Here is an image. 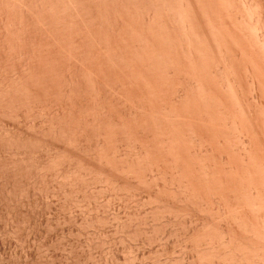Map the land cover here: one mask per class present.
I'll list each match as a JSON object with an SVG mask.
<instances>
[{
    "label": "rangeland",
    "instance_id": "374dc122",
    "mask_svg": "<svg viewBox=\"0 0 264 264\" xmlns=\"http://www.w3.org/2000/svg\"><path fill=\"white\" fill-rule=\"evenodd\" d=\"M190 1H192V3H193L194 10H195L194 12H196L195 17H197V18L194 17V23H195L194 24V27H195L194 32L198 35L199 44L195 45L196 42L194 44L192 43L194 46H196V47H193V49H195V48H198L196 50L200 49L199 52H196V54H195L196 57L198 56L197 58H199V60L196 58L197 61H195V62H197V63H195V62L193 63V64H195V66H197L199 63V65L197 67H195L194 65L189 66V64L186 63V61H187V59H185L186 57L184 56V54L181 51H180V53H182L183 56H181L179 53L176 54L174 52H172V54H169L172 58H175V59L180 58L181 62L178 61L177 64H175L176 67H178L177 68L178 70L173 68L174 71L171 72V74L167 73V76H166V74H164L162 71L163 68L160 69V67H158L156 65V69L158 71H155L156 70L155 69L153 72L154 74L152 73V76H150V78L148 77L150 80H148V81L145 80L146 82L143 81L142 79H140L139 77L135 76L133 72L129 73L130 77L129 76L126 77L129 79V82H128V80L126 78H124L123 76L120 75V73L118 72V69L109 68V69H107L108 70L107 71V70H104V68H103V71H102V70H100L99 67H97L99 69H97L95 67V69H97L98 77H101L102 79H104L106 81L105 82L103 80L101 82V84L104 83V85H101L100 83H98L97 84L99 86L98 87L99 89H98V88H96L97 86L95 83L90 84V82H88V86H90L91 90L90 89L85 90V88L84 89L82 88V90L79 91L80 89L78 88V93L74 94L73 97L68 96V95H67L68 96L67 97L66 95H64V94L62 95L61 92H57V91H55L54 93L51 94V92L54 91V89L58 86L57 84H59V88H60L61 80L63 82V76H62L64 74L63 71L65 69V66H64L65 64L63 65V61L65 62V60L60 59V60H62V62H59L60 60L59 61L57 60L59 58L56 57V61L59 62L60 66H59L58 62L55 61L54 68L56 71L54 70V68H53V70L56 72V77L54 76V74L52 76L58 80H55L56 81L55 84L56 83L57 84L55 85L53 83L54 85H52V86L50 85V84H52V81L49 82L50 83L49 85L52 87L51 88L48 85L51 88V89L49 88V90H50V92L48 91L49 94L47 93V94H44V96H41V98H40L41 100L39 99L40 102H37V105H36V103L32 104V105H28V107L26 106L27 108H25V106H24L23 108L25 111L23 110V108H20L17 111L18 113H16L17 117H16V114L5 115V117H4V115H0V118H1L0 119V126H1L0 127V134L4 130L5 131L3 133L7 134L6 136H5V134L4 135L2 134L0 136H4V137L8 136L9 138L11 136H13L11 138H14V136H16L15 139L17 137H19L20 139L21 138L23 139L25 136V138H26V139L24 138L25 142L26 141L29 142V143L26 142V143H28V144H26V146L28 147L31 144L30 147H32V148H30V149H32V152L34 150V152L32 153L33 156L31 154V159L33 157L34 158H33V160L29 159L30 161H28V163L30 162L29 169H31L32 165L34 166L35 161L40 160L43 156L44 157L41 159L42 160L41 162H45V163L47 162L46 164L44 163V165H46L45 168H48V166H49V168H48L49 170L47 169V172L45 171L46 170L45 168L38 170L37 168L35 169V166H34L33 170L32 169L29 170L31 172L30 173L28 172L29 174H27L26 177L24 176L22 179H20L21 178L20 177L19 178L20 180H17L16 182H12V181L6 182V180L0 179V191H1L0 192V264H211V262H212V264L213 263L216 264L217 262H218L217 264H220V263L221 264H242V263H238L237 260H234L230 257L224 258L221 255H220L221 256L220 258L216 259L217 255L215 256V254L217 253L218 249L220 250V248L222 246V239H220V237L218 236L220 234L219 231L223 230L224 228H228V227L230 229L229 231H231L230 234L233 235V236L232 235L231 236L233 238L236 237L233 240H235L236 242L242 241L241 245H242V248L244 246V251H246L245 253H246L247 257L253 258L252 257V255H253L252 247H254V244H255L254 248H256V246L259 244L262 256L264 257V239L263 238L257 239L256 236L252 235L253 229L256 230L258 228L257 223H254V222H257L256 220H258V219L255 220V217L253 214L254 212L251 210V208H250L251 206L248 203V201L252 198L250 195H253L252 193H254V192H252L253 186L256 187V185H257V188L260 190L262 189L261 193L264 194V189H263L264 188L263 187L264 186V177H263L264 176V78H263V76H264V73H263L264 72V66H263L264 65L263 64L264 59L261 58L262 59L261 60V59H259L260 56L252 55L255 52H254V50L252 51V49H250L248 42H247L248 40H245L247 38H246V36H244L245 24L240 23V25H237V24H239V19H238L239 15L238 14L243 16V18L245 17L244 20L247 19V16H246L247 14L245 12L244 6H242V4H241V6L239 5L241 0H190ZM234 1H235V3H234ZM237 1H238V3H237ZM249 1H251L252 3H250ZM248 2L250 4H253V6L256 5V13L257 14L261 13L263 24H264V16H263L264 15V3H263L264 0H248ZM197 4H199V5H197ZM227 4H230V5L228 6ZM258 4H259V6H258ZM234 6L236 8H234ZM241 7H242V10H241ZM237 8L240 9V11ZM230 9H232V10H230ZM257 9H259V10H257ZM9 12L10 11H8V13ZM126 12H129V11H126ZM136 12L137 13L129 12L130 14L128 13L129 14V15L127 14L128 16H124L126 18L125 21L128 20L129 25L131 27H133L134 32L136 31V29H139L140 27H142V24H144V23L146 24V21H145L146 19H144L145 15L142 16L141 14H143V13H141V11H136ZM241 12H242V14L244 12L245 16L242 15ZM256 13L255 12L253 13V17L251 16L252 19L254 18V14H256ZM125 14L126 13H124V15ZM236 15H237V18H236ZM13 16H15L14 13L11 15V18ZM9 17H10V15H9ZM225 17H227V18H225ZM129 18L131 21L129 20ZM160 18H163V17L160 16L158 19H160ZM249 18L250 17H248V19ZM13 19H14V17H13ZM16 19H18V17ZM16 19H14V20H16ZM17 21L18 20H16L15 22H17ZM141 21H143V22L141 23ZM127 24L128 23H125V25H127ZM211 26L214 28H212ZM209 29H210V31H209ZM169 33H170L171 37L174 34L173 31H170ZM227 33H229V34H227ZM131 37L133 38L134 36H131ZM112 38H114V37H112ZM112 38H110L109 43L113 44L115 46L118 45L119 42H121L123 44L129 43V42H132V44H133V42H134L132 40V38H130V37H123L124 40H122V38H117V37L114 38L115 40ZM125 38H127L128 40ZM204 39L206 41H203ZM156 40H158V39H156ZM123 41H125V42H123ZM159 41H160V39H159ZM194 41H197V40L195 39ZM158 43L159 42H157V44ZM165 43H166L164 45L165 48L168 46L171 47V44L168 45L167 42H165ZM172 43H174L175 46L174 45H172V46L175 49L176 41H174V42L172 41ZM218 43H219V45H217ZM129 44H131V43H129ZM155 45H156V43H155ZM158 45H161V44H158ZM99 46L101 47V45H99ZM110 46H112V45H110ZM245 46L249 47V49L246 47L248 49L247 50L245 48ZM97 47H98V45H97ZM173 47L166 49L167 55H168V53H170V51L174 50ZM241 47H242V49H240ZM226 49L229 51H227ZM2 50L3 49H2L1 44H0V51L2 53L1 58L3 60L4 57H6L7 55L3 56ZM244 50H246V53L244 52ZM201 51H202V53H201ZM5 52H6V54H7V52L9 53L8 50ZM198 53H199V55H198ZM200 53H201V55H200ZM222 54L225 55V57H224V55H223V57L225 58V60H227V61H225L227 63L226 67L229 70L226 69L227 71H224V72H226V76H227V73L229 72L227 79L229 78L230 80H232L231 82L233 83V86H234L233 87V91H234L233 94L238 93L237 95H234V96H236V98H234V99H238L237 97H239L237 102H235L236 100L231 99L234 97V96L233 97L231 96L232 92L229 93V90H226L225 86H224L226 84L228 85V82L226 83V79L222 78V77H224V76H222L223 73L221 71L218 72L216 70V64L214 65L215 60H220L222 58ZM174 55H176V56L174 57ZM202 55H205V56H202ZM218 56H220L221 58H219ZM249 56L252 57V61H254L253 60L254 56L257 57L256 59L258 61V64L260 63V65H261V66L260 65L257 66V63H254V64H256V67L258 68L257 69L255 67V69H257V70H255L256 74H254L255 75L254 77H251V75L249 76L250 72L248 71V67H245L248 65V64L246 65V63H248L247 61H249ZM205 57H207V59ZM226 58H228V59H226ZM183 59H185L186 61ZM204 59H205V61H204ZM256 59H255V62H257ZM4 60L6 61V64H4V61L3 62L1 61L4 65L1 63L3 66L2 65L0 66V76L1 77H2V75L5 77L6 74L7 75L11 74L13 72V70L15 69V66H18L16 64H13V62L14 63L17 62V64H18V58L14 54L12 56H10V54H9L8 57H6V59H4ZM89 61L87 60L85 64L90 67L91 62L89 63ZM220 61H222V59ZM48 62L51 63L50 60H48ZM225 62H223V63H225ZM53 63H52V65H53ZM87 63H89V64H87ZM220 64H222V62H220ZM10 65H11V67H9ZM12 65H13V67H12ZM185 65L187 67H185ZM199 66H200V68H198ZM243 67H244V69H243ZM92 68H94V67H92ZM182 68H184V69H182ZM186 68L188 69L189 73H190V71L193 73V74L190 73L191 74V80L194 79L193 81H195V83H197L198 85H199V83H201L202 88H204V89L206 88L205 91L207 94H209V97H212V95L215 94V96L213 95V98H210L211 101H210V99L207 101V104H209L211 102L214 105L212 106L211 103H210V105L205 104V106L207 105V107L212 106V107H210V108H212V110L209 108L210 110L208 111L209 115L212 116V117H209V119L207 118L208 116L205 117V119H204V116L203 117L199 116L201 113V109H203L204 104L202 106V104L197 102L195 105L194 98H192L191 96H190V101H189L191 108L189 106H188L189 108L187 107V109H186V107H184L185 110L182 107V105H180V103L176 99V93H178V92L174 93L173 90L175 91V87H177V86H178V89L182 88V87H180L181 83H182V85H184L183 84L184 82H182V79L185 78L184 80H187L186 77L188 76L187 75L188 72H186V73L184 72V71H187ZM8 69H9V71H7ZM111 69H112V71H111ZM173 69H170V71H172ZM197 69H198V71H196ZM170 71H169V73H170ZM107 72H109V73H107ZM157 72L159 74H162V73L163 74L159 75ZM52 73H54V72H52ZM58 73H59V75H58ZM99 73H100V76H99ZM110 73H111V75L113 74L114 76L113 75L111 76ZM183 73H184V75H183ZM105 74H106V76H105ZM173 74H176V75H173ZM131 75L134 77H137V78L131 77ZM220 75H221V77H220ZM255 77L258 78L260 84H259V82H257V80H255ZM117 78L119 79V81H116ZM138 78H139V80H138ZM170 78H172V79H170ZM177 78L178 79L181 78L180 81ZM234 78H236V80ZM252 78L254 79V81H252L253 80ZM188 79H190V75L188 76ZM122 80H123V82H122ZM221 80H222V83H221ZM224 80H225V82H224ZM134 81H136L137 84ZM177 81H178V83H177ZM117 82H119V83L117 84ZM171 82H173V83H171ZM252 82L253 83L255 82V83L253 84ZM247 83H248V85H247ZM249 83H252L251 84L252 87L250 86ZM134 84H135V86H134ZM147 85H149V86H147ZM91 86H92V88H91ZM94 86H96V87H94ZM106 86H108V88ZM229 86H230V83H229ZM153 87H154V89H153ZM228 87H226V88H228ZM92 89H95L96 91L94 90L92 92ZM118 89L121 90V93H123V95L120 94L121 95L120 96L118 94L119 93L118 91H120ZM83 90H85V92ZM221 91H223V92H221ZM227 91H228V93H227ZM190 92H193V91L191 90ZM55 93L57 96L55 95ZM125 93H126V95H125ZM152 93H154V94H152ZM84 94H86V95H84ZM87 94H89V95H87ZM227 94H228V96H227ZM122 96H124L125 99ZM170 96H172V97H170ZM71 97H72V100L70 99ZM141 97H143V98H141ZM127 98L129 101L127 100ZM218 98H219V100H218ZM54 99L56 100V102L54 101ZM117 99H119V100H117ZM120 99H123V100H120ZM130 99L132 101H134V103L131 102ZM89 100H90V102H89ZM125 100L128 103H126ZM136 100H137V102H136ZM179 101H181V100L179 99ZM214 101H215V103H214ZM130 103H131V105L134 106V107H132L130 105L131 112L129 110V104ZM136 103H138V105L143 104L144 107L147 108V109L145 108V110H147V111H149V110L155 111V112H153V113H155V116L154 115H152V116L155 118V121L158 120L156 123H154L155 125L160 122V124H158V125H161V127L155 126L157 128L159 127V129L155 128L153 126V124L151 125L153 127L143 126L145 129L147 128L146 130L142 127V125H140V123H139V125H140L139 128L135 127V126H139V125H137L138 123L135 124L137 118L135 116H133L134 114H132V111L137 109V107H135ZM79 104H80V106H79ZM64 105H65V107H64ZM69 105H70V108H69ZM148 105H150V106H148ZM38 106L40 107L39 109H38ZM98 106H99V108H98ZM163 106L168 108L167 111L172 110V112H174V114L176 113V117L178 116V119H176L174 121V123H172L171 121H168V119L166 121L164 117H161L159 114H157V112L160 111ZM214 106H216L217 109ZM228 106H229V108H228ZM73 107H74V109H72ZM79 107H81V109ZM123 107L125 109H123ZM219 107L221 108V111H220ZM76 108H78V109L76 110ZM112 108H114V109H112ZM133 108H135V109H133ZM170 108H172V109H170ZM176 108H177V110H176ZM84 109H86V110H84ZM228 109H230V110H228ZM71 110L73 111V113H71ZM186 111H188V112H186ZM243 111H244V113H243ZM189 112H190V115H189ZM36 113H38V114H36ZM68 113H69L68 116H71V117H67ZM65 114H66L67 118L65 117ZM130 114H131V116H130ZM147 114L150 115L149 118L147 117L148 115L146 116V118L149 119L148 121L150 122V120H151L150 117L152 118V116L149 113H147ZM12 115H15V116H12ZM25 115H26V117H25ZM35 115H36V117H35ZM62 115H63V117H62ZM75 115H76V117H75ZM156 115L157 116L159 115V116L157 117ZM201 115H203V114H201ZM38 116H40V117H38ZM42 116H43V118H42ZM182 116H184V117H182ZM159 117L164 118L163 122H165V121L170 122L169 123L170 125L168 123H165V124L162 123L163 124L162 125L161 121H159L160 120ZM95 118H97V119H95ZM132 118H134L135 120L134 119L132 120ZM154 118L152 120H154ZM185 118L188 121L191 119L189 121L190 124L187 123L188 121ZM206 118L208 119L207 122H205ZM58 119L60 120V122H63V119H64V122H66V123H60L59 122L60 124H58V122H57ZM61 119H62V121H61ZM66 119H68L69 122L66 121ZM92 119L97 120L96 122L100 121L98 123H101L102 126H104L106 123V126H104V128H103L104 132L100 136V138L104 139V140L101 139V140H103L101 143L104 142V144L102 145V147H100L101 146L100 145L99 146L100 148L97 147L95 145L96 142L93 141V140H95V137L98 138V133H95L96 132L94 130L95 126L91 125V124L96 123V122L94 123L92 121ZM182 119H184V120L182 121ZM47 120H49V121H47ZM80 120H81V122H80ZM213 120H214V122H213ZM240 120H243V121H240ZM70 121L72 122V124H70L71 123ZM113 121L116 122V124H114L115 126L117 125L116 127L113 126V123H112ZM118 121H119V123H117ZM184 121L189 125L187 126L186 123L183 124ZM41 122H43V123H41ZM49 122L50 123L53 122V123H51V125L55 123V127H56V125L61 126V124L62 125L66 124L65 129H68L67 124H70L69 125V131H71V133L68 130H65L66 131L65 135L67 136V138H66V136L64 137V135H62L61 137L58 135V137L60 139L62 137H64L66 140L62 138L59 141L58 137H57L58 138V140H57V138H55L57 136V134H55L56 136L51 137L53 135V133L50 132L51 133L50 134L49 130L50 129L53 130V127L49 124ZM83 122L86 124H84ZM132 122H133V124H132ZM138 122H139V120H138ZM109 123L110 124L112 123L110 125L111 127L109 126ZM232 123H235V124L237 123V124L233 125ZM80 124L83 125V127ZM120 124L124 127L125 130H122V128H121L122 126ZM124 124H126V125H124ZM166 124H167V128L165 127ZM251 124H252V126H251ZM45 125H47V126H45ZM72 125H73V127H72ZM96 125H100V124L96 123ZM118 125H120V126H118ZM80 126L83 129H81ZM250 126L253 128H251ZM49 127H50V129H49ZM85 127H87V129ZM163 128H165V129H163ZM190 128H192V130L197 132L196 134L199 133L200 140L198 142L190 140V138L187 136L188 135L187 131L188 130L190 131ZM129 129H130L131 133L129 132ZM134 129H136V130H134ZM137 129H139V130H137ZM148 129H150V130H148ZM239 129L241 130V133L245 137V141H247L246 145H248L247 150L249 149V151H248L249 154L246 153L245 156L248 154L251 157V158L249 157V160H248V156L245 157L246 159L243 158L244 159L243 160L241 158V155L239 154L240 144H239V142H237L238 140L236 139V136H237L236 133H238L240 131ZM81 130H82V132H81ZM92 130H94V131L92 132ZM126 130H127V132H126ZM168 130H169V132H168ZM83 131L84 132L88 131V133L85 132V133H87V135L84 133L83 135H85V136L81 135L80 137H78L79 133L81 134V133H83ZM122 131H123V133H122ZM147 131L148 132L150 131L149 132L150 134L147 133ZM235 131H237V132H235ZM76 132L78 134H76ZM119 132L121 134H119ZM166 132L170 136L169 138L171 140H169V142H167V144L165 143L166 144L165 145L160 139H162L163 136H168ZM72 133H75L76 135L72 134ZM124 133L125 134L127 133V134L125 135ZM94 134H96V135H94ZM145 134L146 135L148 134V135L146 136ZM161 134H162V136H161ZM256 134H257V136H256ZM72 135L75 136V137L73 136L75 139L72 138ZM143 136L144 137L146 136L145 137L146 140ZM29 137L32 140L29 139ZM69 137H71V138H69ZM251 137L252 138L254 137V138L252 139ZM76 138H79V139L77 140ZM82 138H84V140H82ZM117 138H119V139H117ZM124 138H126V139H124ZM127 138H128V141H127ZM134 138L139 140L138 143H141V141H143V143L146 141L147 143L145 142L144 145L142 146L143 143L137 144V140ZM138 138H140V139H138ZM70 139L72 140V142H70ZM186 139L188 140V142ZM129 140H131V142ZM157 140H159L160 142ZM73 141H75V142L77 141V142L73 143ZM96 141H97V139H96ZM35 142H37L38 144L40 143V145L36 144ZM46 142L47 143L50 142V143L47 144ZM54 143H55L56 147H54L55 146ZM130 143H132V144L134 143V144L131 146ZM135 143H136V146H135ZM34 144H35V146H37V149H36V147H35V149L39 150V151H35V149L33 148ZM89 144H90V146H89ZM51 145H53V146H51ZM72 145L75 147H73ZM87 145H88V147H86ZM138 145H140L139 147L141 148V150L138 147ZM155 145H157V146L160 145V146L155 147ZM43 146H44V148H43ZM143 147H145L146 149ZM162 147H164L165 149ZM123 148H124V150H123ZM166 148L168 151L166 150ZM48 149H50V150H48ZM134 150H136V151H134ZM142 150H144L146 152L143 151L144 152V154H143ZM5 151H4V149H3V151H1V149H0V160L4 161L5 157L7 160H10V159H14V158L19 157V156L20 157L23 156L21 153H20L21 155L16 154L17 156L13 152L11 154V150L10 151L7 150L6 152ZM85 151H87V152H85ZM139 151L141 154L137 153ZM55 153H58V154L60 153V155H58V154L56 155ZM211 153H212V155H211ZM4 154H5V157H3ZM13 154L15 156L10 158L11 156H13ZM34 154H37V155H34ZM98 154H99V157L101 156L100 158H98ZM49 155H51V156H49ZM259 155H260V157H259ZM38 156H39V158H38ZM56 156H58L59 159L56 158ZM7 157H9V158H7ZM48 157H50V158H48ZM19 158H17V159H19ZM47 158L50 160L49 161L46 160ZM54 159H57V160H54ZM111 159H112V161H110ZM51 160H53V161H51ZM61 160H62V162H61ZM71 160H72V162H71ZM75 160H77V161H75ZM154 160H156V161H154ZM245 160H247V161H245ZM78 161H80V162L78 163ZM231 162H232V164H231ZM259 162H261V163H259ZM52 163H54V164H52ZM153 164H154V166H153ZM72 165H74V166H72ZM131 165L133 167H131ZM66 166L69 168H67ZM70 167H71V169H70ZM126 167L128 168V170ZM56 168H58V169H56ZM85 168H88L87 169L88 171L85 170ZM183 168H185V169L182 170ZM218 168H219V171H218ZM62 169L65 172H63ZM67 169H69L70 171ZM122 169H123V171H122ZM36 170L38 172L39 171L40 172L37 173ZM55 170H57L58 172ZM76 170H78V171L76 172ZM175 170H176V172H175ZM34 171H35V174H34ZM86 171H87V174H89L91 176L84 173ZM90 171L93 172L94 175ZM162 171H163V173H162ZM66 172H68V173L65 174ZM70 172H72V173L70 174ZM88 172H90L91 174ZM188 172L189 173L191 172V173L189 174ZM36 173H37V175H36ZM81 173H83V174H81ZM96 173H97V175H96ZM102 173H103V176H105L104 178L102 177ZM176 173H177V175H175ZM38 174H40V175H38ZM41 175H43V176H41ZM79 175H80V177H78ZM83 175H84V177H83ZM190 175H193V176L190 177ZM86 176H87V178H86ZM98 176H99V179H98ZM109 176H110V178H108ZM165 176H166V179H165ZM172 176H173V178H172ZM195 176H196V178H195ZM204 176L205 177L208 176V177L206 179H204L205 178ZM216 176L218 179L216 178ZM66 177H68V178H66ZM95 177H97V179ZM178 178H181V181L184 182V183L180 182L181 186H179V184L176 183ZM183 179H185V181ZM186 179H188V180H186ZM82 180H83V182H82ZM84 180H86V181H84ZM4 181L6 182V185H5ZM179 181H180V179H179ZM84 183L86 186L84 185ZM191 183H192V185H189ZM73 184H74V186H73ZM177 184L179 187L177 186ZM183 184H185V185L187 184L186 186L184 185L185 189L182 186ZM252 184H253V186H252ZM194 185H195V187H193ZM249 185H250V187H249ZM20 186H23V187H20ZM3 187H5V188H3ZM174 187L177 189L175 190ZM186 187H188L189 189H187ZM58 188H60V189H58ZM181 188L183 189V191ZM232 188H234V189H232ZM249 188L251 191H249ZM179 189H180V192L179 193L176 192V191H179ZM7 190H8V192H7ZM184 190H186L188 192H189V190H191V191L193 190L195 192V194L191 195V192H189L190 195L189 194L187 195V192H185ZM250 192H252V193H250ZM180 193H182V194H180ZM188 196H190L189 198H191V196H192V199L191 200L189 199L190 201L188 200ZM184 197L187 198V200L184 199ZM211 197H213V198H211ZM246 198L248 200H245ZM10 204H12V205H10ZM220 205L222 206V208L223 207L224 208L223 209L220 208L221 207ZM202 211H204V212H202ZM240 212H242V213H240ZM238 213H239V215L241 214V217L244 218L242 221V223L244 222L243 223L244 226H242L243 228L240 227L242 225V223L240 225L238 220L233 219V218L239 216ZM232 219L235 221H233ZM225 220H226V222H225ZM245 226H246V228H245ZM262 228H264V227H262ZM224 230H227V229H224ZM250 230H251V232H250ZM204 234L206 235V237L208 234H212L214 236L213 237L212 235H208L209 240L208 239L207 240H208V242L212 243L211 245L207 242L206 239H204V240H206V242L209 245L206 244V242L204 240L202 241L201 237H202V235L204 237ZM211 236H212V238H211ZM217 237H218V239H217ZM212 239L214 242L210 241ZM218 240H220V241H218ZM192 241L193 242L195 241V242L193 243ZM256 243H258V244L256 245ZM216 244H219V245L216 246ZM201 246L203 249L201 248ZM257 248H258V246H257ZM211 249L212 250L214 249L213 250L214 253H212V254H211V252H213V251ZM222 249L223 248H221V250ZM208 251L210 253H208ZM215 251H216V253H215ZM197 254H199V255H197ZM208 254H209V256L211 255L212 258L210 256V257H208L209 258L208 259L206 257V256H208ZM210 259H211V261H210ZM208 261H210V262L208 263ZM249 263L252 264L251 261H249V262L245 261L243 264H249Z\"/></svg>",
    "mask_w": 264,
    "mask_h": 264
},
{
    "label": "bare ground",
    "instance_id": "6f19581e",
    "mask_svg": "<svg viewBox=\"0 0 264 264\" xmlns=\"http://www.w3.org/2000/svg\"><path fill=\"white\" fill-rule=\"evenodd\" d=\"M227 2V1H226ZM242 2V3H241ZM250 3H252L251 1H249ZM248 2V0H241L240 1V6L242 4V6H244L245 8V12H246V16H247V19L244 20L243 16H241L240 14L238 19H239V24L237 25H240V23L242 24H245V34L244 36H246L247 39L245 40H248V45L250 47V49H252V51L254 50V54L252 55H255V56H260L259 59L263 58L264 59V24H263V20H262V16H261V13L260 14H257L256 13V5L253 6V4H250ZM215 3V2H214ZM213 3V4H214ZM232 3V2H231ZM230 3V4H231ZM235 3V1H234ZM238 3V1H237ZM244 3V4H243ZM264 3V2H263ZM212 4V3H211ZM230 4H227L228 6ZM199 5V4H197ZM222 5V4H221ZM238 5V4H237ZM238 5V6H239ZM237 6V7H238ZM259 6V4H258ZM215 7V6H214ZM206 8V7H205ZM213 8V7H212ZM226 8V7H225ZM234 8H236L234 6ZM202 9V8H201ZM200 9V10H201ZM217 9V8H216ZM227 9V8H226ZM238 9V8H237ZM232 10V9H230ZM235 10V9H234ZM240 11V9H238ZM241 10H242V7H241ZM259 10V9H257ZM8 11H10L8 13ZM13 11V12H12ZM126 11H129V12H135L137 13L136 11H141V14L142 16H144V19H146V24H142V27H140L139 29H136V31L134 32L133 31V27H131L129 25V21H125V17L124 16H128L130 13L129 12H126ZM194 6H193V3L192 1L190 0H0V44H1V47H2V52H3V56H6L8 57V55L10 54V56H12L13 54L15 56H17L18 58V64L17 62L14 63L13 61V64H16L18 66H15V69L13 70V72L11 74H4L5 77L2 75V77L0 78V115H11V114H16L18 113L17 111L20 109V108H23L25 106V108L28 107V105H32V104H35L37 105V102H40V98L41 96H44V94H47L48 91L50 92L49 88L55 84V80H58V79H55L56 77V70L54 68V64H55V61H56V57L59 58L57 59L58 61L60 59L62 60H65V62L63 61V65L65 66V69L63 71V82L61 80V86L59 88V84H57L58 88L55 90L54 88V91L51 92L54 93L55 91L57 92H61L62 95H68V96H72L76 93H78V88L80 89L79 91L82 90V88L85 90L86 89H90V86H88V82L91 83H95L96 88H98L99 86L97 85L98 83L101 84V82L104 80L102 79L101 77H98V74H97V69L100 68V70L103 71V68L104 70H107L109 68H114V69H118V72L120 73L121 76H123L124 78H126L127 76L130 77V72H133L135 76L139 77L140 79H142L143 81H148L150 80V76H152V73L154 72V70L156 69V65L158 67L163 68L162 71L164 74H166L167 76V73L168 74H171V72L174 71L173 68H175L176 70H178L176 67L175 64H177L178 61H180V58H172L169 54H172V52L176 53V54H180L181 56L182 53L184 54V57L185 59H187L186 63L190 65H194L193 64L195 61H197V59L199 60V58L196 57V52H199V50H196L198 48H195L193 49V47H196L194 46L193 44L195 43L196 44H199V38H198V35L194 32V17H195V13L194 12ZM229 11V10H228ZM244 11V10H243ZM12 12V13H11ZM205 12V11H204ZM230 12V11H229ZM256 13L254 14V18L252 19L251 16L253 17V13ZM15 14L14 19H16L18 17V20L17 22H15L16 20L13 19V17L11 18V15L12 14ZM124 13H126L124 15ZM129 13V14H128ZM207 13V12H206ZM219 13V12H218ZM240 13V12H239ZM128 14V15H127ZM212 14V13H211ZM227 14V13H226ZM232 14V13H231ZM242 14V12H241ZM10 15V17H9ZM18 15V16H17ZM244 15V12L243 14ZM163 17V18H160L158 19L159 17ZM245 16V15H244ZM264 16V15H263ZM248 17H250L248 19ZM197 18V17H195ZM203 18V17H202ZM214 18V17H213ZM227 18V17H225ZM236 18H237V15H236ZM12 21H11V20ZM143 19V18H142ZM141 19V20H142ZM130 20V18H129ZM199 20V19H198ZM211 20V19H210ZM237 20V19H236ZM131 21V20H130ZM144 21V22H145ZM143 21H141L142 23ZM207 22V21H206ZM210 22V21H209ZM215 22V21H214ZM245 22V23H244ZM125 23H128L127 25H125ZM133 23V22H132ZM202 23V22H201ZM212 23V22H211ZM210 23V24H211ZM208 24V23H207ZM213 24V23H212ZM132 25V24H131ZM144 25V26H143ZM205 25V24H204ZM19 26V27H18ZM129 26V27H128ZM199 26V25H198ZM207 26V25H206ZM209 26V25H208ZM235 26V25H234ZM233 26V27H234ZM212 27V26H211ZM214 28V27H212ZM211 28V29H212ZM239 28V27H238ZM240 29V28H239ZM206 30V29H205ZM243 30V29H242ZM22 31V32H21ZM170 31H173L174 34L172 35V37L170 36ZM210 31V29H209ZM243 32V31H242ZM212 33V32H211ZM172 34V33H171ZM214 34V33H213ZM229 34V33H227ZM111 35V36H110ZM236 35V34H235ZM131 36H134L133 38ZM205 36V35H204ZM112 37H117V38H122L123 37H130L132 38V40L134 41L133 44L132 42H129V43H126V44H123L121 42H119L118 45H113V44H110V38ZM157 37V38H156ZM222 37V36H221ZM112 38V39H114ZM127 39V38H125ZM158 39V40H156ZM160 39V41H159ZM197 40V41H194V40ZM115 40V39H114ZM117 40V39H116ZM128 40V39H127ZM155 40V41H154ZM208 40V39H207ZM236 40V39H235ZM120 41V40H119ZM126 41V40H125ZM123 41V42H125ZM131 41V40H130ZM169 44H171V47H173L172 45H174V43H172V41H176V47L174 50L170 51V53H168V55L166 54V49H169L171 48L170 46L166 47L165 48V42ZM202 41V40H201ZM203 41H206L205 39ZM113 42V41H112ZM157 42H159L158 44H161V45H158ZM214 42V41H213ZM233 42V41H232ZM156 43V45H155ZM193 43V44H192ZM115 44V43H114ZM208 44V43H207ZM98 45V47H97ZM101 45V47L99 46ZM112 45V46H110ZM219 45V43L217 44ZM227 45V44H226ZM115 46V47H114ZM175 46V45H174ZM242 46V45H241ZM216 47V46H215ZM219 47V46H218ZM225 47V46H224ZM247 46H245L246 48ZM249 47H247L249 49ZM7 48V49H6ZM211 48V47H210ZM246 48V49H247ZM242 49V47L240 48ZM244 49V48H243ZM247 49V50H248ZM9 51V53L5 51ZM195 50V51H194ZM211 50V49H210ZM227 50V49H226ZM180 51L182 53H180ZM225 51V50H224ZM229 51V50H227ZM237 51V50H236ZM5 52V53H4ZM244 52L246 53V50H244ZM1 53V51H0ZM12 53V54H11ZM202 53V51H201ZM200 53V55H201ZM209 53V52H208ZM223 53V52H222ZM257 53V54H256ZM218 54V53H217ZM225 54V53H224ZM222 54V58L220 56H218L219 58L222 59V61L220 60H215L214 62V65L216 64V70L218 72H222L224 77V79H226V83L228 82V85H224L225 86V89L226 90H229V93H231L230 95L233 97L234 95H237V94H233L234 91H233V83L231 82L232 80H230L229 78L227 79V76H228V73H227V76H226V72L224 71H227L229 69H227L226 67V62L227 60H225V55ZM236 54V53H235ZM244 54V53H243ZM199 55V53H198ZM224 55V57H223ZM230 55V54H229ZM251 55V54H250ZM2 56V53L0 54V66L3 64L2 62L4 61V64H6V61L4 59H6V57H4V59L2 60L1 58ZM176 55H174L175 57ZM202 56H205V55H202ZM214 56V55H213ZM253 58L254 61H252V57L249 56V61H247L248 63H246L247 66L245 67H248V71L250 72L249 73V76L251 75V77H254L256 74L255 70H257L258 68L256 67V64L254 63H257V66L260 65V63L258 64V61H257V57ZM236 57V56H235ZM197 58V59H196ZM207 59V57H205ZM212 58V57H211ZM179 59V60H178ZM196 59V60H195ZM228 59V58H226ZM230 59V58H229ZM255 59L257 62H255ZM16 60V59H15ZM48 60L51 61L48 62ZM62 60H60L59 62H62ZM89 61V63L91 62V65L90 67L87 66L85 63L86 61ZM262 60V59H261ZM2 61V62H1ZM10 61V60H9ZM41 61V62H40ZM56 61V62H58ZM205 61V59H204ZM54 62V63H53ZM58 62V64H59ZM181 62V61H180ZM179 62V63H180ZM199 62V61H198ZM220 62H222V64H220ZM225 62V63H223ZM261 62V61H260ZM2 63V64H1ZM50 63V64H49ZM53 63V65H52ZM87 63V64H89ZM178 63V64H179ZM197 63V62H195ZM203 63V62H202ZM205 63V62H204ZM3 64V65H4ZM11 64V63H10ZM62 64V63H61ZM264 64V63H263ZM2 65V66H3ZM197 65V64H196ZM199 65V63H198ZM197 65V66H198ZM60 66V64H59ZM155 66V67H154ZM179 66V65H178ZM182 66V65H181ZM195 66V67H197ZM203 66V65H202ZM261 66V65H260ZM264 66V65H263ZM11 67V65L9 66ZM8 67V68H9ZM13 67V65H12ZM58 67V66H57ZM63 67V66H62ZM94 67V68H92ZM95 67H99L97 69H95ZM183 67V66H182ZM185 67H187L185 65ZM193 67V66H192ZM255 67L257 69H255ZM2 68V67H1ZM4 68V67H3ZM54 68V70H53ZM92 68V69H91ZM102 68V69H101ZM200 68V66L198 67ZM230 68V67H229ZM254 68V69H253ZM94 69V70H93ZM111 69V71H112ZM170 69H173L172 71H170ZM184 69V68H182ZM187 69V68H186ZM194 69V68H193ZM227 69V70H226ZM244 69V67H243ZM2 70V69H1ZM12 70V69H11ZM170 73H169V71ZM181 70V69H180ZM231 70V69H230ZM3 71V70H2ZM9 71V69L7 70ZM59 71V70H58ZM101 71V72H102ZM108 71V70H107ZM114 71V70H113ZM155 71H158L157 69ZM198 71V69L196 70ZM203 71V70H202ZM6 72V71H5ZM54 72V73H52ZM178 72V71H177ZM185 73H187V75L189 76L190 75V79H188V76L186 77L187 80H184L182 79V82H184L182 85L181 83V86L182 88L178 89V86L175 87V91L173 90V92H178L176 93V99L177 101L180 103V105H182V107H187L189 106L190 107V104H189V101H190V96L192 98H194V102H195V105L196 103H200L204 104H207V101L210 99V98H213V95L215 96V94L212 95V97H209V94L206 93L205 89L202 88L201 86V83H199V85L197 83H195V81L191 80V74L192 73L190 71H184ZM194 72V71H193ZM217 72V73H218ZM8 73V72H7ZM109 73V72H107ZM113 73V72H112ZM118 73V74H119ZM158 73V72H157ZM156 73V74H157ZM162 73V74H163ZM216 73V74H217ZM260 73V72H259ZM264 73V72H263ZM54 74L55 77H53L52 75ZM154 74V73H153ZM159 74V73H158ZM157 74V75H158ZM162 74H159V75H162ZM180 74V73H179ZM178 74V75H179ZM182 74V73H181ZM193 74V73H192ZM59 75V73H58ZM109 75V74H108ZM111 75V73H110ZM113 75V74H112ZM111 75V76H112ZM173 75H176V74H173ZM184 75V73H183ZM186 75V74H185ZM215 75V74H214ZM99 76H100V73H99ZM106 76V74H105ZM114 76V75H113ZM154 76V75H153ZM210 76V75H209ZM233 76V75H232ZM257 76V75H256ZM53 77V78H52ZM61 77V76H60ZM120 77V76H119ZM118 77V78H119ZM131 77H134L131 75ZM137 77H134V78H137ZM149 77V78H148ZM165 77V76H164ZM163 77V78H164ZM173 77V76H172ZM180 77V76H179ZM194 77V76H193ZM217 77V76H216ZM221 77V75H220ZM102 80H101V79ZM108 78V77H107ZM116 79V81H119V79ZM138 78V80H139ZM176 78V77H175ZM174 78V79H175ZM207 78V77H206ZM264 78V76H263ZM54 79V80H53ZM121 79V78H120ZM129 82V79L126 78ZM132 79V78H131ZM172 79V78H170ZM178 79V78H177ZM181 79V78H180ZM180 79H178L180 81ZM233 79V78H232ZM236 80V78H234ZM253 79V78H252ZM110 80V79H109ZM124 80V79H123ZM122 80V82H123ZM137 80V81H138ZM206 80V79H205ZM255 80H257V82H259L258 78L255 77ZM262 80V79H261ZM52 81V84H50L49 82ZM105 81V80H104ZM145 81V82H146ZM214 81V80H213ZM220 81V80H219ZM254 81V79L252 80ZM106 82V81H105ZM114 82V81H113ZM125 82V81H124ZM136 82V81H134ZM133 82V83H134ZM175 82V81H174ZM217 82V81H216ZM225 82V80H224ZM236 82V81H235ZM256 82V83H257ZM54 83V84H53ZM119 82H117L118 84ZM131 83V82H130ZM173 83V82H171ZM178 83V81H177ZM208 83V82H207ZM221 83H222V80H221ZM229 83H230V86H229ZM253 83V82H252ZM252 83H249L250 86L252 87ZM255 83V82H254ZM253 83V84H254ZM51 86H50V85ZM55 84V85H56ZM111 84V83H110ZM116 84V83H115ZM121 84V83H120ZM137 84V82H136ZM147 84V83H146ZM151 84V83H150ZM180 84V83H179ZM220 84V83H219ZM258 84V83H257ZM256 84V85H257ZM260 84V82H259ZM50 87H49V86ZM101 85H104L101 84ZM100 85V86H101ZM109 85V84H108ZM206 85V84H205ZM209 85V84H208ZM216 85V84H215ZM221 85V84H220ZM248 85V83H247ZM255 85V86H256ZM119 86V85H118ZM121 86V85H120ZM135 86V84H134ZM137 86V85H136ZM149 86V85H147ZM164 86V85H163ZM176 86V85H175ZM214 86V85H213ZM219 86V85H218ZM222 86V85H221ZM223 86V87H224ZM229 86V87H228ZM254 86V85H253ZM93 87V88H94ZM108 88V86H106ZM114 87V86H113ZM112 87V88H113ZM116 87V86H115ZM122 87V86H121ZM124 87V86H123ZM144 87V86H143ZM228 87V88H226ZM244 87V86H243ZM52 88V87H51ZM50 88V89H51ZM92 88V86H91ZM101 88V87H100ZM111 88V89H112ZM118 88V87H117ZM116 88V89H117ZM148 88V87H147ZM177 88V89H176ZM237 88V87H236ZM240 88V87H239ZM249 88V87H248ZM60 89V90H59ZM99 89V88H98ZM105 89V88H104ZM110 89V88H109ZM108 89V90H109ZM121 89V88H120ZM118 89V90H120ZM150 89V88H149ZM148 89V90H149ZM154 89V87H153ZM159 89V88H158ZM254 89V88H253ZM85 90H83L85 92ZM91 90V89H90ZM95 89H92V92L94 91ZM101 90V89H100ZM115 90V89H114ZM123 90V89H122ZM141 90V89H140ZM144 90V89H143ZM147 90V91H148ZM193 91V92H190V91ZM237 90V89H236ZM239 90V89H238ZM47 91V92H46ZM89 91V90H88ZM96 91V90H95ZM99 91V90H98ZM97 91V92H98ZM117 91V90H116ZM225 91V90H224ZM105 92V91H104ZM108 92V91H107ZM115 92V91H114ZM113 92V93H114ZM119 95L123 93H121V90L118 91ZM223 92V91H221ZM238 92V91H237ZM259 92V91H258ZM89 93V92H88ZM141 93V92H140ZM148 93V92H147ZM190 93V94H189ZM208 95H206V94ZM228 93V91H227ZM240 93V92H239ZM249 93V92H248ZM49 94V93H48ZM59 94V93H58ZM97 94V93H96ZM103 94V93H102ZM115 94V93H114ZM138 94V93H137ZM154 94V93H152ZM250 94V93H249ZM56 95V93H55ZM61 95V94H60ZM86 95V94H84ZM89 95V94H87ZM91 95V94H90ZM126 95V93H125ZM124 95V96H125ZM171 95V94H170ZM211 95V94H210ZM57 96V95H56ZM67 96V97H68ZM111 96V95H110ZM121 96V95H120ZM122 96L124 99L125 97ZM137 96V95H136ZM142 96V95H141ZM144 96V95H143ZM228 96V94H227ZM241 96V95H240ZM64 97V96H63ZM72 97L70 98L72 100ZM91 97V96H90ZM119 97V96H118ZM166 97V96H165ZM172 97V96H170ZM61 98V97H60ZM115 98V97H114ZM143 98V97H141ZM169 98V97H168ZM216 98V97H215ZM236 98V96H234L233 98L231 99H234ZM239 99V97H237ZM40 99V100H39ZM48 99V98H47ZM68 99V98H67ZM66 99V100H67ZM78 99V98H77ZM80 99V98H79ZM88 99V98H87ZM91 99V98H90ZM133 99V98H132ZM135 99V98H134ZM175 99V100H176ZM179 99L181 101H179ZM238 99H234L236 100L235 102L238 101ZM263 99V98H262ZM76 100V99H75ZM119 100V99H117ZM120 100H123V99H120ZM128 100V98H127ZM131 100V99H130ZM174 100V99H173ZM219 100V98H218ZM254 100V99H253ZM49 101V100H48ZM54 101L56 102V100L54 99ZM81 101V100H80ZM102 101V100H101ZM126 101V100H125ZM129 101V100H128ZM147 101V100H146ZM145 101V102H146ZM211 101V99H210ZM209 101V102H210ZM229 101V100H228ZM53 102V101H52ZM70 102V101H69ZM90 102V100H89ZM122 102V101H121ZM131 102L134 103V101L131 100ZM137 102V100H136ZM217 102V101H216ZM48 103V102H47ZM46 103V104H47ZM50 103V102H49ZM68 103V102H67ZM92 103V102H91ZM99 103V102H98ZM126 103H128L126 101ZM139 103V102H138ZM136 103L135 107H137V109L133 110L132 111V114H134L133 116H135L137 118L136 123H138L137 125H142L143 126H149V127H155V126H159L161 127V125H158L160 124V122L158 124H154L156 123L158 120L155 121V118L152 116L154 115L155 116V111H147L145 110L146 107H144L143 104H139ZM143 103V102H142ZM211 103V102H210ZM207 104V105H210ZM215 103V101H214ZM244 103V102H243ZM45 104V103H44ZM72 104V103H71ZM81 104V103H80ZM79 104V106H80ZM110 104V103H109ZM146 104V103H145ZM194 104V103H193ZM212 104V103H211ZM260 104V103H259ZM42 105V104H41ZM56 105V104H55ZM63 105V104H62ZM125 105V104H124ZM130 105L131 103L129 104V110H130ZM175 105V104H174ZM179 105V106H180ZM192 105V104H191ZM194 105V106H195ZM207 105L204 107L203 106V109H201V113L199 116H204V119L205 117H207L209 119V117H212L211 115H209V110L212 108L214 104H212V106H208ZM231 105V104H230ZM233 105V104H232ZM27 106V107H26ZM132 107H134L133 105H131ZM150 106V105H148ZM219 106V105H218ZM238 106V105H237ZM55 107V106H54ZM59 107V106H58ZM65 107V105H64ZM77 107V106H76ZM103 107V106H102ZM131 107V108H132ZM188 107V108H189ZM216 108V106H214ZM233 107V106H232ZM240 107V106H239ZM40 107L38 106V109ZM69 108H70V105H69ZM81 109V107H79ZM97 108V107H96ZM99 108V106H98ZM101 108V107H100ZM151 108V107H150ZM153 108V107H152ZM191 108V107H190ZM194 108V107H193ZM210 108V109H209ZM220 108V107H219ZM229 108V106H228ZM234 108V107H233ZM244 108V107H243ZM242 108V109H243ZM46 109V108H45ZM64 109V108H63ZM74 109V107L72 108ZM78 108H76L77 110ZM114 109V108H112ZM123 109H125L123 107ZM147 109V108H146ZM168 108L166 107H162L160 111L157 112V114H159L161 117H164L165 120L167 121H171L172 123H174V121L176 119H178V116L176 117V113L174 114V112H172V110L170 111H167ZM172 109V108H170ZM214 109V108H213ZM217 109V108H216ZM226 109V108H225ZM232 109V108H231ZM240 109V108H239ZM238 109V110H239ZM260 109V108H259ZM262 109V108H261ZM24 110V108H23ZM57 110V109H56ZM70 110V109H69ZM86 110V109H84ZM98 110V109H97ZM102 110V109H101ZM127 110V109H126ZM159 110V109H158ZM177 110V108H176ZM185 110V108H184ZM195 110V109H194ZM207 110V111H206ZM223 110V109H222ZM230 110V109H228ZM236 110V109H235ZM25 111V110H24ZM27 111V110H26ZM38 111V110H37ZM68 111V110H67ZM82 111V110H81ZM103 111V110H102ZM101 111V112H102ZM120 111V110H119ZM179 111V110H178ZM177 111V112H178ZM190 111V110H189ZM193 111V110H192ZM218 111V110H217ZM220 111H221V108H220ZM255 111V110H254ZM40 112V111H39ZM38 112V113H39ZM79 112V111H78ZM100 112V111H99ZM129 112V111H128ZM131 112V110H130ZM188 112V111H186ZM215 112V111H214ZM213 112V113H214ZM230 112V111H229ZM242 112V111H241ZM260 112V111H259ZM262 112V111H261ZM24 113V112H23ZM36 113V114H38ZM63 113V112H62ZM71 113H73V111L71 110ZM77 113V112H76ZM80 113V112H79ZM147 113L151 114L152 118L150 117V119L152 120L154 118V120H150V122L148 121L149 119L146 118V116L148 115ZM231 113V112H230ZM244 113V111H243ZM27 114V113H26ZM48 114V113H47ZM52 114V113H51ZM57 114V113H56ZM93 114V113H92ZM99 114V113H98ZM183 114V113H182ZM203 114V115H201ZM212 114V113H211ZM240 114V113H239ZM42 115V114H41ZM44 115V114H43ZM55 115V114H54ZM58 115V114H57ZM64 115V114H63ZM62 115V117H63ZM69 113L67 114V117H71V116H68ZM87 115V114H86ZM90 115V114H89ZM95 115V114H94ZM102 115V114H101ZM108 115V114H107ZM158 115V116H159ZM189 115H190V112H189ZM226 115V114H225ZM258 115V114H257ZM12 116H15V115H12ZM11 116V117H12ZM21 116V115H20ZM45 116V115H44ZM56 116V115H55ZM61 116V115H60ZM131 116V114H130ZM129 116V117H130ZM132 116V117H133ZM150 115H148L147 117L149 118ZM157 116V115H156ZM157 116V117H158ZM16 117H17V114H16ZM26 117V115H25ZM36 117V115H35ZM40 117V116H38ZM48 117V116H47ZM61 117V118H62ZM65 117H66V114H65ZM64 117V118H65ZM66 117V118H67ZM76 117V115H75ZM89 117V116H88ZM98 117V116H97ZM124 117V116H123ZM156 117V118H157ZM184 117V116H182ZM187 117V116H186ZM217 117V116H216ZM230 117V116H229ZM43 118V116H42ZM51 118V117H50ZM59 118V117H58ZM73 118V117H72ZM71 118V119H72ZM94 118V117H93ZM164 118H160L159 117V121H161V124H165V123H170V122H163V119ZM206 118V121L207 122V119ZM1 119V118H0ZM8 119V118H7ZM12 119V118H11ZM76 119V118H75ZM87 119V118H86ZM85 119V120H86ZM97 119V118H95ZM99 119V118H98ZM119 119V118H118ZM134 118H132L133 120ZM181 119V118H180ZM186 119V118H185ZM189 119V118H188ZM202 119V118H201ZM242 119V118H241ZM263 119V118H262ZM44 120V119H43ZM59 120V119H58ZM58 124L60 123H66L64 122V119H63V122H60V120L58 121ZM77 120V119H76ZM79 120V119H78ZM88 120V119H87ZM91 120V119H90ZM122 120V119H121ZM131 120V119H130ZM135 120V119H134ZM139 120V122H138ZM184 119H182L183 121ZM187 120V119H186ZM185 120V121H186ZM191 120V119H190ZM189 120V121H190ZM233 120V119H232ZM246 120V119H245ZM45 121V120H44ZM49 121V120H47ZM53 121V120H52ZM62 121V119H61ZM66 121H68V119H66ZM72 121V120H71ZM70 121V122H71ZM89 121V120H88ZM92 121L95 123L97 120H94L92 119ZM102 121V120H101ZM183 122V124H185L186 122ZM189 121L187 123H189ZM240 121H243V120H240ZM56 122V123H57ZM60 122V123H59ZM69 122V121H68ZM77 122V121H76ZM81 122V120H80ZM90 122V121H89ZM100 122V121H98ZM96 122L97 124H100V125H96L95 124H91V125H94V130L96 131L95 133H98V138L95 137V141L96 142V146L99 147H102V145L104 144L101 143L104 139L103 138H100L101 134H103V128L104 126H106V123L104 126L101 125V123H98ZM115 121H113V126H115L114 124H116V122L114 123ZM121 122V121H120ZM130 122V121H129ZM202 122V121H201ZM214 122V120H213ZM5 123V122H4ZM43 123V122H41ZM53 123V122H51ZM51 123L49 122V124L51 125ZM84 123V122H83ZM111 123V124H112ZM119 123V121L117 122ZM122 123V122H121ZM181 123V122H180ZM186 125L188 126L189 124ZM217 123V122H216ZM47 124V123H46ZM72 124V122L70 123ZM70 124H67V128L68 129H65L66 128V124H61V126L59 125H56L55 127V123L52 124L51 126L53 127V130L50 129L49 127V133L52 132L53 136H56L55 134H57V136L55 138L58 137V135L61 137L62 135H64V137L66 136L65 133L66 131L65 130H68L69 131V125ZM86 124V123H84ZM88 124V123H87ZM90 124V123H89ZM109 123V126L111 125ZM133 124V122H132ZM153 124V126H151ZM162 124V125H163ZM199 124V123H198ZM213 124V123H212ZM233 125H236L235 123H232ZM239 124V123H238ZM258 124V123H257ZM75 125V124H74ZM79 125V124H78ZM81 125V124H80ZM121 125V124H120ZM118 125V126H120ZM126 125V124H124ZM139 126H135V127H140ZM170 125V124H169ZM175 125V124H174ZM208 125V124H207ZM230 125V124H229ZM254 125V124H253ZM47 126V125H45ZM83 127V125H81ZM80 126V127H81ZM85 126V125H84ZM117 126V125H116ZM115 126V127H116ZM122 126V125H121ZM165 126V125H164ZM172 126V125H171ZM177 126V125H176ZM252 126V124H251ZM250 126V127H251ZM1 127V126H0ZM3 127V126H2ZM71 127V126H70ZM73 127V125H72ZM79 127V126H78ZM77 127V128H78ZM81 127V129H83ZM111 127V126H110ZM129 127V126H128ZM159 127H155L157 129H159ZM167 128V124L165 126ZM193 127V126H192ZM209 127V126H208ZM211 127V126H210ZM239 127V126H238ZM243 127V126H242ZM245 127V126H244ZM87 129V127H85ZM92 128V127H91ZM122 130H125L124 127L122 126L121 127ZM120 128V129H121ZM127 128V127H126ZM130 128V127H129ZM133 128V127H132ZM144 128V127H143ZM173 128V127H172ZM212 128V127H211ZM234 128V127H233ZM249 128V127H248ZM253 128V127H251ZM45 129V128H44ZM43 129V130H44ZM48 129V128H47ZM72 129V128H71ZM93 129V128H92ZM128 129V128H127ZM131 129V128H130ZM130 129H129V132H130ZM141 129V128H140ZM145 129V128H144ZM147 129V128H146ZM145 129V130H146ZM162 129V128H161ZM165 129V128H163ZM169 129V128H168ZM171 129V128H170ZM186 129V128H185ZM184 129V130H185ZM189 129V128H188ZM194 129V128H193ZM206 129V128H205ZM3 130V129H2ZM90 130V129H89ZM92 130V132L94 131ZM106 130V129H105ZM132 130V129H131ZM136 130V129H134ZM139 130V129H137ZM150 130V129H148ZM156 130V129H155ZM183 130V131H184ZM236 130V129H235ZM240 130V129H239ZM238 130V131H239ZM243 130V129H242ZM246 130V129H245ZM5 131V130H4ZM3 131V132H4ZM9 131V130H8ZM42 131V130H41ZM48 131V130H47ZM67 131V132H68ZM114 131V130H113ZM159 131V130H158ZM165 131V130H164ZM213 131V130H212ZM218 131V130H217ZM255 131V130H254ZM1 133L0 135H4L5 136L7 135L6 133ZM71 133V131H69ZM82 132V130H81ZM88 133V131H85ZM83 131V133H79V136L80 137L81 135H83L85 133ZM125 132V131H124ZM127 132V130H126ZM135 132V131H134ZM139 132V131H138ZM143 132V131H142ZM150 132V131H149ZM147 131V133H149ZM169 132V130H168ZM188 137L190 138V140H193V141H199L200 140V135L199 133L196 134L197 132H195L194 130H192V128H190V131L188 130ZM237 132V131H235ZM253 132V131H252ZM22 133V132H21ZM87 133H85L87 135ZM108 133V132H107ZM123 133V131H122ZM131 133V132H130ZM156 133V132H155ZM165 133V132H164ZM167 133V132H166ZM183 133V132H182ZM185 133V132H184ZM246 133V132H245ZM48 134V133H47ZM51 134V133H50ZM68 134V133H67ZM72 134H75V133H72ZM76 134H78L76 132ZM75 134V135H76ZM90 134V133H89ZM111 134V133H110ZM119 134H121L119 132ZM118 134V135H119ZM125 134V133H124ZM127 134V133H126ZM125 134V135H126ZM133 134V133H132ZM150 134V133H149ZM159 134V133H158ZM174 134V133H173ZM206 134V133H205ZM258 134V133H257ZM256 134V136H257ZM10 135V134H9ZM96 135V134H94ZM117 135V136H118ZM146 135V134H145ZM148 135V134H147ZM146 135V136H147ZM155 135V134H154ZM168 135V133H167ZM216 135V134H215ZM236 139L238 140L237 142H239L240 144V147H239V154L241 155V158L243 159H246L245 157L248 156V160H249V149L247 150V146L246 145V142L245 141V137L243 136V134L241 133V130L236 133ZM11 136V135H10ZM20 136V135H19ZM28 136V135H27ZM49 136V135H48ZM47 136V137H48ZM71 136V135H70ZM74 135H72V138ZM85 136V135H83ZM121 136V135H120ZM131 136V135H130ZM129 136V137H130ZM138 136V135H137ZM145 136V137H146ZM151 136V135H150ZM162 136V134H161ZM198 136V137H197ZM234 136V135H233ZM250 136V135H249ZM13 137V136H11ZM9 138L8 136L7 137H4V136H0V149L1 151H4L6 150H11V154L12 152L16 155L18 154H22L23 156L22 157H16L14 159H10V160H7L6 157H5V154L3 157H5L4 161L3 160H0V179H3V180H6L7 181H12V182H16L17 180H20L22 179L24 176L26 177L27 174H29L31 171L29 170H33L34 166H35V169L37 168L38 170L39 169H43L45 168L46 165H44L45 162H41L42 157L40 160L38 161H35V164L34 166L32 165L31 169H29V164L30 162L28 163V161H30L29 159H31V154L34 152H32V147L31 144L30 146H26V143L24 138L20 139L19 137H17L15 139L16 136H14V138ZM21 137V136H20ZM64 137H62L63 139H65ZM88 137V136H87ZM128 137V138H129ZM144 137V136H143ZM144 137V138H145ZM149 137V136H148ZM170 136H163L162 139H160L164 144L167 142H169V140H171L169 138ZM187 137V138H188ZM205 137V136H204ZM219 137V136H218ZM28 138V137H27ZM45 138V137H44ZM43 138V139H44ZM59 138V137H58ZM57 138V140H58ZM61 138V139H62ZM67 138V136H66ZM71 138V137H69ZM68 138V139H69ZM89 138V137H88ZM107 138V137H106ZM128 138H127V141H128ZM133 138V137H132ZM143 138V139H144ZM152 138V137H151ZM222 138V137H221ZM252 138V137H251ZM254 138V137H253ZM252 138V139H253ZM26 139V138H25ZM29 139H31L29 137ZM59 138V141L61 140ZM75 139V138H74ZM77 140L79 138H76ZM81 139V138H80ZM97 139V141H96ZM103 139V140H101ZM119 139V138H117ZM126 139V138H124ZM131 139V138H130ZM136 139V138H134ZM140 139V138H138ZM157 139V138H156ZM183 139V138H182ZM220 139V138H219ZM32 140V139H31ZM47 140V139H46ZM66 140V139H65ZM82 140H84V138H82ZM101 140V141H100ZM137 140V139H136ZM142 140V139H141ZM140 140V141H141ZM146 140V138H145ZM187 140V139H186ZM189 140V141H190ZM224 140V139H223ZM257 140V139H256ZM38 141V140H37ZM117 141V140H116ZM131 142V140H129ZM139 140H137V144H141L143 143V141H141V143H138ZM159 141V140H157ZM33 142V141H32ZM31 142V143H32ZM40 142V141H39ZM48 142V141H47ZM46 142V143H47ZM51 142V141H50ZM49 142V143H50ZM70 142H72V140L70 139ZM69 142V143H70ZM77 142V141H76ZM75 141H73V143H76ZM80 142V141H79ZM92 142V141H91ZM94 142V143H95ZM107 142V141H106ZM118 142V141H117ZM135 142V141H134ZM146 142V141H145ZM144 142V143H145ZM154 142V141H153ZM160 142V141H159ZM188 142V140H187ZM191 142V141H190ZM251 142V141H250ZM34 143V142H33ZM36 144H38L37 142H35ZM47 143V144H49ZM72 143V144H73ZM83 143V142H82ZM123 143V142H122ZM128 143V142H127ZM144 143L142 144V146L144 145ZM147 143V142H146ZM150 143V142H149ZM155 143V142H154ZM42 144V143H41ZM45 144V143H44ZM85 144V143H84ZM134 144V143H133ZM132 143H130V145L132 146L133 145ZM161 144V143H160ZM165 144V145H166ZM237 144V143H236ZM254 144V143H253ZM40 145V143L38 144ZM43 145V144H42ZM55 145V143H54ZM66 145V144H65ZM86 145V144H85ZM94 145V144H93ZM112 145V144H111ZM122 145V144H121ZM128 145V144H127ZM146 145V144H145ZM150 145V144H149ZM194 145V144H193ZM222 145V144H221ZM225 145V144H224ZM53 146V145H51ZM50 146V147H51ZM73 146V145H72ZM79 146V145H78ZM90 146V144H89ZM117 146V145H116ZM135 146H136V143H135ZM134 146V147H135ZM140 145H138L139 147ZM160 146V145H158ZM157 145H155V147H158ZM196 146V145H195ZM261 146V145H260ZM37 149V146H35L34 144V149ZM56 147V145L54 146ZM75 147V146H73ZM88 147V145L86 146ZM99 147V148H100ZM130 147V146H129ZM128 147V148H129ZM151 147V146H150ZM194 147V146H193ZM44 148V146H43ZM48 148V147H47ZM96 148V147H95ZM98 148V149H99ZM132 148V147H131ZM130 148V149H131ZM140 148V147H139ZM145 148V147H143ZM164 148V147H162ZM169 148V147H168ZM211 148V147H210ZM224 148V147H223ZM236 148V147H235ZM35 151H39V150H36ZM53 149V148H52ZM56 149V148H55ZM85 149V148H84ZM90 149V148H89ZM106 149V148H105ZM109 149V148H108ZM136 149V148H135ZM146 149V148H145ZM153 149V148H152ZM155 149V148H154ZM165 149V148H164ZM170 149V148H169ZM198 149V148H197ZM230 149V148H229ZM237 149V148H236ZM46 150V149H45ZM44 150V151H45ZM50 150V149H48ZM63 150V149H62ZM122 150V149H121ZM124 150V148H123ZM127 150V149H126ZM138 150V149H137ZM141 150V148H140ZM151 150V149H150ZM167 150V148H166ZM165 150V151H166ZM186 150V149H185ZM191 150V149H190ZM216 150V149H215ZM5 151V152H6ZM54 151V150H53ZM119 151V150H118ZM136 151V150H134ZM142 150V153L144 154V151ZM164 151V150H163ZM168 151V150H167ZM175 151V150H174ZM180 151V150H179ZM262 151V150H261ZM46 152V151H45ZM58 152V151H57ZM87 152V151H85ZM120 152V151H119ZM126 152V151H125ZM148 152V151H147ZM158 152V151H157ZM195 152V151H194ZM44 153V152H43ZM54 153V152H53ZM68 153V152H67ZM89 153V152H88ZM100 153V152H99ZM139 154V152H137ZM154 153V152H153ZM173 153V152H172ZM184 153V152H183ZM191 153V152H190ZM248 153L246 156L245 154ZM9 154V153H8ZM7 154V155H8ZM13 154V156H11L10 158L14 157L15 155ZM20 154V155H21ZM56 155L58 153H55ZM142 154V155H143ZM155 154V153H154ZM182 154V153H181ZM227 154V153H226ZM253 154V153H252ZM6 155V156H7ZM16 155V156H17ZM34 155H37V154H34ZM41 155V154H40ZM60 155V153L58 154ZM89 155V154H88ZM169 155V154H168ZM196 155V154H195ZM212 155V153H211ZM223 155V154H222ZM239 155V156H240ZM10 156V155H9ZM25 156V157H24ZM33 156V154H32ZM51 156V155H49ZM69 156V155H68ZM72 156V155H71ZM125 156V155H124ZM129 156V155H128ZM225 156V155H224ZM47 157V156H46ZM45 157V158H46ZM55 157V156H54ZM53 157V158H54ZM77 157V156H76ZM94 157V156H93ZM101 157V156H100ZM99 157V154H98V158ZM146 157V156H145ZM152 157V156H151ZM157 157V156H156ZM179 157V156H178ZM219 157V156H218ZM260 157V155H259ZM9 158V157H7ZM19 158V159H17ZM27 158V159H26ZM34 158V157H33ZM33 158L31 160H33ZM39 158V156H38ZM50 158V157H48ZM46 159V160H50V159ZM56 158H58V156H56ZM73 158V157H72ZM78 158V157H77ZM170 158V157H169ZM187 158V157H186ZM194 158V157H193ZM212 158V157H211ZM236 158V157H235ZM251 158V157H250ZM26 159V160H25ZM37 159V158H36ZM52 159V158H51ZM59 159V158H58ZM61 159V158H60ZM70 159V158H69ZM113 159V158H112ZM112 159L110 161H112ZM139 159V158H138ZM157 159V158H156ZM221 159V158H220ZM234 159V158H233ZM243 159V160H244ZM259 159V158H258ZM35 160V159H34ZM54 160H57V159H54ZM63 160V159H62ZM61 160V162H62ZM115 160V159H114ZM124 160V159H123ZM128 160V159H127ZM142 160V159H141ZM184 160V159H183ZM209 160V159H208ZM2 161V162H1ZM53 161V160H51ZM65 161V160H64ZM77 161V160H75ZM82 161V160H81ZM122 161V160H121ZM156 161V160H154ZM162 161V160H161ZM164 161V160H163ZM247 161V160H245ZM60 162V161H59ZM67 162V161H66ZM69 162V161H68ZM72 162V160H71ZM80 161H78L79 163ZM138 162V161H137ZM180 162V161H179ZM190 162V161H189ZM32 163V162H31ZM34 163V162H33ZM47 163V162H46ZM45 163V164H46ZM49 163V162H48ZM58 163V162H57ZM64 163V162H63ZM75 163V162H74ZM77 163V162H76ZM128 163V162H127ZM159 163V162H158ZM163 163V162H162ZM261 163V162H259ZM50 164V163H49ZM54 164V163H52ZM59 164V163H58ZM65 164V163H64ZM73 164V163H72ZM119 164V163H118ZM121 164V163H120ZM126 164V163H125ZM157 164V163H156ZM232 164V162H231ZM71 165V164H70ZM85 165V164H84ZM133 165V164H132ZM131 165V167H133ZM169 165V164H168ZM31 166V165H30ZM52 166V165H51ZM74 166V165H72ZM71 166V167H72ZM89 166V165H88ZM154 166V164H153ZM179 166V165H178ZM214 166V165H213ZM216 166V165H215ZM53 167V166H52ZM59 167V166H58ZM67 167V166H66ZM70 167V169H71ZM78 167V166H77ZM76 167V168H77ZM83 167V166H82ZM106 167V166H105ZM119 167V166H118ZM123 167V166H122ZM151 167V166H150ZM190 167V166H189ZM49 168V166H48ZM48 168H45L46 172H47V169ZM69 168V167H67ZM73 168V167H72ZM80 168V167H79ZM127 168V167H126ZM135 168V167H134ZM137 168V167H136ZM186 168V167H185ZM185 168H183L182 170H184ZM51 169V168H50ZM55 169V168H54ZM58 169V168H56ZM64 169V168H63ZM62 169V171H63ZM88 168H85V170H87ZM91 169V168H90ZM230 169V168H229ZM49 170V169H48ZM65 170V169H64ZM69 170V169H67ZM81 170V169H80ZM94 170V169H93ZM128 170V168H127ZM132 170V169H131ZM151 170V169H150ZM153 170V169H152ZM158 170V169H157ZM201 170V169H200ZM37 171V170H36ZM52 171V170H51ZM57 171V170H55ZM66 171V170H65ZM63 171V172H65ZM70 171V170H69ZM78 170H76L77 172ZM84 171V170H83ZM88 171V170H87ZM87 171L84 172L87 174ZM96 171V170H95ZM123 171V169H122ZM154 171V170H153ZM187 171V170H186ZM191 171V170H190ZM218 171H219V168H218ZM228 171V170H227ZM29 172V173H28ZM33 172V171H32ZM40 172V171H39ZM37 171V173H39ZM58 172V171H57ZM56 172V173H57ZM73 172V171H72ZM70 172V174L72 173ZM91 172V171H90ZM88 172V173H90ZM111 172V171H110ZM130 172V171H129ZM151 172V171H150ZM176 172V170H175ZM181 172V171H180ZM185 172V171H184ZM201 172V171H200ZM206 172V171H205ZM204 172V173H205ZM256 172V171H255ZM36 173V175H37ZM42 173V172H41ZM54 173V172H53ZM60 173V172H59ZM68 172H66L65 174H67ZM75 173V172H74ZM93 175L94 173L91 172ZM90 173V174H91ZM152 173V172H151ZM163 173V171H162ZM189 173V172H188ZM187 173V174H188ZM191 173V172H190ZM189 173V174H190ZM208 173V172H207ZM224 173V172H223ZM231 173V172H230ZM34 174H35V171H34ZM46 174V173H45ZM83 174V173H81ZM131 174V173H130ZM174 174V173H173ZM172 174V175H173ZM183 174V173H182ZM185 174V173H184ZM33 175V174H32ZM40 175V174H38ZM89 175V174H87ZM97 175V173H96ZM95 175V176H96ZM99 175V174H98ZM107 175V174H106ZM145 175V174H144ZM150 175V174H149ZM177 175V173L175 174ZM195 175V174H194ZM205 175V174H204ZM222 175V174H221ZM249 175V174H248ZM256 175V174H255ZM43 176V175H41ZM91 176V175H89ZM111 176V175H110ZM110 176L108 178H110ZM140 176V175H139ZM156 176V175H155ZM160 176V175H159ZM162 176V175H161ZM174 176V175H173ZM172 176V178H173ZM182 176V175H181ZM185 176V175H184ZM183 176V177H184ZM187 176V175H186ZM193 176V175H190V177ZM214 176V175H213ZM234 176V175H233ZM6 177V178H5ZM21 177V178H20ZM36 177V176H35ZM65 177V176H64ZM72 177V176H71ZM80 177V175L78 176ZM84 177V175H83ZM102 177L104 178L105 176H103V173H102ZM175 177V176H174ZM178 177V176H177ZM205 177V176H204ZM208 177V176H207ZM207 177H205L204 179H206ZM264 177V176H263ZM20 178V179H19ZM68 178V177H66ZM87 178V176H86ZM97 179V177H95ZM112 178V177H111ZM151 178V177H150ZM196 178V176H195ZM217 178V176H216ZM33 179V178H32ZM31 179V180H32ZM36 179V178H35ZM77 179V178H76ZM81 179V178H80ZM92 179V178H91ZM98 179H99V176H98ZM107 179V178H106ZM165 179H166V176H165ZM180 179V181H179ZM211 179V178H210ZM218 179V178H217ZM229 179V178H228ZM26 180V179H25ZM69 180V179H68ZM79 180V179H78ZM115 180V179H114ZM118 180V179H117ZM146 180V179H145ZM175 180V179H174ZM185 181V179H183ZM188 180V179H186ZM234 180V179H233ZM260 180V179H259ZM27 181V180H26ZM36 181V180H35ZM74 181V180H73ZM86 181V180H84ZM176 181V180H175ZM199 181V180H198ZM214 181V180H213ZM251 181V180H250ZM255 181V180H254ZM5 182V181H4ZM6 182H5V185H6ZM20 182V181H19ZM30 182V181H29ZM77 182V181H76ZM83 182V180H82ZM88 182V181H87ZM90 182V181H89ZM105 182V181H104ZM113 182V181H112ZM139 182V181H138ZM184 183L181 181V178H178L177 182L179 184V186H181L180 184L181 183ZM190 182V181H189ZM209 182V181H208ZM221 182V181H220ZM23 183V182H22ZM26 183V182H25ZM153 183V182H152ZM175 183V184H176ZM186 183V182H185ZM193 183V182H192ZM189 184V185H192ZM199 183V182H198ZM215 183V182H214ZM223 183V182H222ZM221 183V184H222ZM251 183V182H250ZM256 183V182H255ZM108 184V183H107ZM115 184V183H114ZM124 184V183H123ZM177 184V186H178ZM195 184V183H194ZM209 184V183H208ZM216 184V183H215ZM229 184V183H228ZM234 184V183H233ZM262 184V183H261ZM12 185V184H11ZM85 185V183H84ZM113 185V184H112ZM125 185V184H124ZM174 185V184H173ZM185 184H183L182 186L184 187ZM187 185V184H186ZM185 185V186H186ZM8 186V185H7ZM74 186V184H73ZM81 186V185H80ZM86 186V185H85ZM178 186V187H179ZM207 186V185H206ZM213 186V185H212ZM253 186V184H252ZM20 187H23V186H20ZM60 187V186H59ZM76 187V186H75ZM182 187V188H183ZM192 187V186H191ZM195 187V185L193 186ZM250 187V185H249ZM264 187V186H263ZM262 187V188H263ZM5 188V187H3ZM18 188V187H17ZM32 188V187H31ZM96 188V187H95ZM149 188V187H148ZM175 188V187H174ZM181 188V189H182ZM187 189H189L188 187H186ZM212 188V187H211ZM253 188V191L254 193H252L253 195H250L252 198L248 201L249 205L251 206V210L254 212V217H255V220L257 222H254V223H257V229L254 230L253 229V234L254 236L257 237V239H261L263 238L264 239V194L261 193V190L257 188V185L256 187H252ZM261 188V187H260ZM60 189V188H58ZM73 189V188H72ZM177 188H175L176 190ZM185 189V187H184ZM186 189V190H187ZM214 189V188H213ZM227 189V188H226ZM234 189V188H232ZM264 189V188H263ZM2 190V189H1ZM9 190V189H8ZM7 190V192H8ZM15 190V189H14ZM13 190V191H14ZM20 190V189H19ZM18 190V191H19ZM64 190V189H63ZM184 190L185 192H187V195L189 194V192H191V195L192 194H195V192L192 190H189L186 191ZM195 190V189H194ZM207 190V189H206ZM228 190V189H227ZM5 191V190H4ZM17 191V190H16ZM76 191V190H75ZM183 191V189H182ZM205 191V190H204ZM249 191L250 188H249ZM1 192V191H0ZM22 192V191H21ZM20 192V193H21ZM150 192V191H149ZM166 192V191H165ZM176 192H180V189L179 191H176ZM194 192V193H193ZM219 192V191H218ZM223 192V191H222ZM263 192V191H262ZM11 193V192H10ZM19 193V194H20ZM89 193V192H88ZM164 193V192H163ZM183 193V192H182ZM180 193V194H182ZM249 193V192H248ZM186 194V193H185ZM247 194V193H246ZM88 195V194H87ZM157 195V194H156ZM174 195V194H173ZM186 195V196H187ZM190 195V194H189ZM16 196V195H15ZM183 196V195H182ZM229 196V195H228ZM190 196H188V200L192 199V196L191 198H189ZM16 198V197H15ZM209 198V197H208ZM213 198V197H211ZM248 198V197H247ZM245 199V200H248V199ZM2 199V198H1ZM17 199V198H16ZM151 199V198H150ZM181 199V198H180ZM184 199L187 200V198L184 197ZM5 200V199H4ZM23 200V199H22ZM155 200V199H154ZM179 200V199H178ZM189 200V201H190ZM209 200V199H208ZM219 200V199H218ZM185 201V200H184ZM217 201V200H216ZM97 202V201H96ZM180 202V201H179ZM182 202V201H181ZM188 202V201H187ZM190 203V202H189ZM208 203V202H207ZM6 204V203H5ZM177 204V203H176ZM182 204V203H181ZM188 204V203H187ZM198 204V203H197ZM12 205V204H10ZM183 205V204H182ZM246 205V204H245ZM184 206V205H183ZM221 206V205H220ZM186 207V206H185ZM204 207V206H203ZM206 207V206H205ZM240 207V206H239ZM15 208V207H14ZM222 208V206L220 207ZM224 208V207H223ZM222 208V209H223ZM230 208V207H229ZM242 208V207H241ZM182 209V208H181ZM219 209V208H218ZM232 209V208H231ZM239 209V208H238ZM243 209V208H242ZM248 209V208H247ZM240 210V209H239ZM7 211V210H6ZM131 211V210H130ZM168 211V210H167ZM170 211V210H169ZM173 211V210H172ZM227 211V210H226ZM232 211V210H231ZM241 211V210H240ZM157 212V211H156ZM204 212V211H202ZM207 212V211H206ZM235 212V211H234ZM176 213V212H175ZM232 213V212H231ZM230 213V214H231ZM242 213V212H240ZM157 214V213H156ZM171 214V213H170ZM179 214V213H178ZM188 214V213H187ZM224 214V213H223ZM244 214V213H243ZM242 214V215H243ZM234 215V214H233ZM239 215V213H238ZM225 216V215H224ZM232 216V215H231ZM235 216V215H234ZM157 217V216H156ZM212 217V216H211ZM227 217V216H226ZM239 217V218H238ZM238 217H235L233 219L235 220H238L239 224L241 225L242 221H243V217H241V214L238 216ZM242 218V219H241ZM19 219V218H18ZM218 219V218H217ZM222 219V218H221ZM224 219V218H223ZM232 219V220H233ZM233 220V221H235ZM251 220V219H250ZM202 221V220H201ZM206 221V220H205ZM224 221V220H223ZM103 222V221H102ZM226 222V220H225ZM230 222V221H229ZM237 222V221H236ZM244 223V222H243ZM242 223V226H244ZM203 224V223H202ZM231 224V223H230ZM235 224V223H234ZM238 224V223H237ZM211 225V224H210ZM233 225V224H232ZM255 225V224H254ZM203 226V225H202ZM208 226V225H207ZM227 226V225H226ZM234 226V225H233ZM225 227V226H224ZM255 227V226H254ZM208 228V227H207ZM210 228V227H209ZM243 228V227H242ZM246 228V226H245ZM224 229H227L228 231L230 230L229 227L228 228H224ZM220 230V234L218 235L220 237V239H222V246L221 248H223L221 250L218 249L217 253L215 251V256L217 255L216 259L217 258H220L221 256H223L224 258H227V257H230L234 260H237L238 263H244L245 261L249 262L251 261L252 264H264V257L262 256V253H261V249L259 247V244L256 243V248L255 247V244H254V247H252V252H253V255L252 257L253 258H249L247 257L246 255V251H244V246L242 248V245H241V242H236L235 240H233L234 238L236 237H232L233 235L230 234L231 231H227V230ZM249 229V228H248ZM213 230V229H212ZM186 231V230H185ZM236 232V231H235ZM251 232V230H250ZM29 233V232H28ZM218 233V232H217ZM208 235H212V234H208ZM206 237V235L204 234V237L202 235L201 239L202 241L204 239H208L209 237ZM232 235V236H231ZM213 236V235H212ZM211 236V238H212ZM216 236V235H215ZM235 236V235H234ZM200 237V236H199ZM214 237V236H213ZM216 238V237H215ZM45 239V238H44ZM196 239V238H195ZM218 239V237H217ZM238 239V238H237ZM184 240V239H183ZM197 240V239H196ZM206 240H204L206 242ZM209 240V239H208ZM207 240V242H208ZM215 240V239H214ZM210 241H213L210 240ZM217 241V240H216ZM220 241V240H218ZM6 242V241H5ZM98 242V241H97ZM193 242V241H192ZM195 242V241H194ZM193 242V243H194ZM199 242V241H198ZM197 242V243H198ZM206 244H212L210 242H208ZM214 242V241H213ZM260 242V241H259ZM203 243V242H202ZM255 243V242H254ZM208 244V245H209ZM190 245V244H189ZM196 245V244H195ZM200 245V244H199ZM219 244H216V246H218ZM206 246V245H205ZM204 246V247H205ZM213 246V245H212ZM253 246V245H252ZM200 247V246H199ZM220 247V246H219ZM193 248V247H192ZM202 248V246H201ZM208 248V247H207ZM210 248V247H209ZM254 248V249H253ZM203 249V248H202ZM215 249V248H214ZM213 249V250H214ZM198 250V249H197ZM207 250V249H206ZM212 250V249H211ZM212 250V251H213ZM250 250V249H249ZM248 250V251H249ZM210 251V250H209ZM208 251V253H210ZM251 252V253H252ZM72 253V252H71ZM214 253L211 252V254ZM7 254V253H6ZM248 254V253H247ZM199 255V254H197ZM219 255V256H218ZM221 255V256H220ZM205 256V255H204ZM211 256V255H210ZM209 254L208 256H206L207 258L210 257ZM214 256V255H213ZM222 257V258H223ZM212 258V256H211ZM2 259V258H1ZM202 259V258H201ZM209 259V258H208ZM215 259V260H216ZM221 260V259H220ZM219 260V261H220ZM223 260V259H222ZM58 261V260H57ZM211 261V259H210ZM208 261V263L210 262ZM218 261V260H217ZM216 262V261H215ZM236 262V261H235ZM218 263V262H217ZM216 263V264H217ZM212 264V262H211ZM215 264V263H213ZM221 264V263H220ZM250 264V263H249Z\"/></svg>",
    "mask_w": 264,
    "mask_h": 264
}]
</instances>
